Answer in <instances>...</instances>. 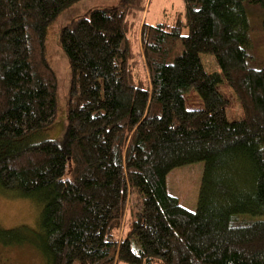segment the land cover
I'll use <instances>...</instances> for the list:
<instances>
[{
  "label": "trees",
  "instance_id": "obj_1",
  "mask_svg": "<svg viewBox=\"0 0 264 264\" xmlns=\"http://www.w3.org/2000/svg\"><path fill=\"white\" fill-rule=\"evenodd\" d=\"M80 1L0 0V194L39 208L36 227H0V246L44 264H264V0H184L170 23H144L146 81L132 42L146 0L72 19L59 37L66 128L52 138L48 32ZM224 84L242 117H229ZM192 90L201 107H187ZM197 162L192 211L167 177Z\"/></svg>",
  "mask_w": 264,
  "mask_h": 264
},
{
  "label": "rangeland",
  "instance_id": "obj_2",
  "mask_svg": "<svg viewBox=\"0 0 264 264\" xmlns=\"http://www.w3.org/2000/svg\"><path fill=\"white\" fill-rule=\"evenodd\" d=\"M117 2L118 0H82L63 12L49 29L47 38L48 53L51 64L59 79V111L56 123L49 133V136L52 138L59 137L66 128L71 76L69 61L59 41L61 28L72 19L86 15L93 8H105ZM184 9V0H146L145 10L139 14L141 16L140 20L136 21L135 24L133 23V29L135 31L134 35H132V42L138 62L135 68L137 80H148V69L141 41L142 26L144 23L149 25H156L162 22L170 23L178 12L183 15ZM253 18L256 20V16ZM202 61L208 72H220L217 61L212 55L202 54ZM221 90L223 94L229 98V117L231 119L242 117V105L233 89L227 84H224ZM185 100L187 107L190 109L202 106V99L194 90L185 95ZM203 174V162L178 167L172 170L167 177L168 191L170 194L177 196L186 208L195 211L199 200ZM37 206L36 203L29 199L0 194V227L6 229L22 225L36 227L37 217L39 216V208ZM121 237L119 235V238ZM0 264H44V261L43 258L30 247L5 248L0 246ZM115 264L126 263L116 262Z\"/></svg>",
  "mask_w": 264,
  "mask_h": 264
}]
</instances>
